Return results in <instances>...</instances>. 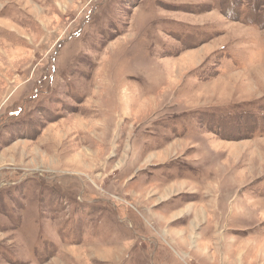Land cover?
<instances>
[{
    "label": "rangeland",
    "instance_id": "1",
    "mask_svg": "<svg viewBox=\"0 0 264 264\" xmlns=\"http://www.w3.org/2000/svg\"><path fill=\"white\" fill-rule=\"evenodd\" d=\"M0 264H264V0H0Z\"/></svg>",
    "mask_w": 264,
    "mask_h": 264
},
{
    "label": "bare ground",
    "instance_id": "2",
    "mask_svg": "<svg viewBox=\"0 0 264 264\" xmlns=\"http://www.w3.org/2000/svg\"><path fill=\"white\" fill-rule=\"evenodd\" d=\"M138 72V71H137ZM214 168V167H213ZM215 171V170H214ZM217 173V172H216ZM221 174V173H220ZM227 174V173H226ZM222 175V174H221ZM216 179V178H215ZM217 184H218V182H217ZM183 186V185H182ZM217 186H219V185H217ZM209 190V189H208ZM198 192H200V191H198ZM211 192V191H210ZM222 195V194H221ZM207 196V195H206ZM212 196H215V191H213L212 192ZM223 196V195H222ZM211 200V199H210ZM193 204V203H192Z\"/></svg>",
    "mask_w": 264,
    "mask_h": 264
},
{
    "label": "trees",
    "instance_id": "3",
    "mask_svg": "<svg viewBox=\"0 0 264 264\" xmlns=\"http://www.w3.org/2000/svg\"><path fill=\"white\" fill-rule=\"evenodd\" d=\"M180 168V167H179Z\"/></svg>",
    "mask_w": 264,
    "mask_h": 264
}]
</instances>
